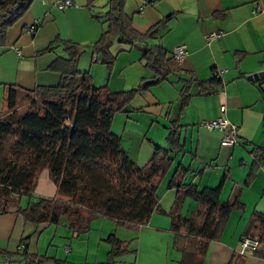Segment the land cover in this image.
Segmentation results:
<instances>
[{"label":"crops","instance_id":"1","mask_svg":"<svg viewBox=\"0 0 264 264\" xmlns=\"http://www.w3.org/2000/svg\"><path fill=\"white\" fill-rule=\"evenodd\" d=\"M59 1L63 0H32L25 13L8 27L5 41L0 42L2 94L6 84L28 89L55 84L59 72L51 65L56 57L65 55L58 39H70L85 45L77 58V68L88 70L97 86L123 90L136 86L143 77L151 75L140 59L143 45L127 46L118 42L114 50L115 61L109 72L101 61H94L90 44L99 37L102 29L101 23L92 15L97 0H71L69 5L56 6ZM125 10L140 31L171 14L166 28L158 36L148 39V44H161L171 55L173 45L182 42L186 44L187 54L181 62L170 61L176 70L160 81L167 80L165 86L176 90L175 99L167 101L165 106L166 101L161 102L160 97L150 90V85L131 98L127 112L114 114L112 132L120 137L128 157L143 165L154 144H166L162 138L172 122L178 119L179 140L184 150L175 153L172 161L175 166L179 162L189 165L191 171L186 174L185 181L202 188L215 187L223 179L220 200L228 201L238 196L243 205L231 210L219 238L208 242L202 264H264V236L259 238L256 249L239 252L241 238L253 237L251 231L245 235L252 213H264V156L256 160L259 151H252L254 146L264 148V74L256 79L247 77L264 71V0H127ZM34 22L36 29L30 33L28 28ZM211 31L222 33L206 39L205 35ZM52 43L54 48L45 51ZM133 48L136 51L131 53ZM214 68L223 69L220 84L199 92L197 81H192L186 87L189 93L187 102L181 104L184 91L181 74L204 80L212 76ZM171 74L176 75L175 81L169 79ZM221 104L225 106L226 118L238 126L233 144L221 143V131L198 125L203 119L218 116ZM133 111L147 112L145 121H149L148 126L140 124L141 119L131 113ZM162 113H165L163 122H157V115ZM154 122L162 125V131H150ZM167 174L156 188L161 211H153L147 223L124 232L114 220L104 217L112 220L106 234L103 231L106 226H103L95 249L92 251L88 241L83 256L69 246L65 247L63 258L40 254L42 230L49 223L36 225L23 219L18 207L28 201L29 197L24 198V195L19 201L9 202L6 210L0 213V246L9 252L19 251L20 239L29 236L26 251L45 257V264L52 258L72 264L105 263L109 245L104 238L113 232L121 239L128 235L133 240L129 245L130 252L115 257L116 262L179 264L181 252L172 244L169 214L176 190L165 181ZM34 194L56 195V186L47 169L39 173ZM195 208L196 202L185 197L179 210L181 214L189 215ZM50 241L51 238L48 243ZM48 252L49 248L45 254ZM0 264H25V261L20 255L5 257L0 254Z\"/></svg>","mask_w":264,"mask_h":264},{"label":"trees","instance_id":"2","mask_svg":"<svg viewBox=\"0 0 264 264\" xmlns=\"http://www.w3.org/2000/svg\"><path fill=\"white\" fill-rule=\"evenodd\" d=\"M31 2L0 0V42L5 41L8 27L25 13ZM125 3L126 0H106L101 6L104 9L92 13L102 29L90 48L93 60L105 63L110 69L115 57L110 50L114 40L127 46L143 43L140 59L151 75L143 77L141 83L117 91L106 85H95L88 70L77 68V58L85 45L58 39L65 55L56 57L51 65L59 72L55 84L36 85L31 89L4 85L0 109V213L9 202L19 201L26 195L28 201L18 207L24 220L36 225L64 224L73 235H78L88 231L91 219L98 215L136 229L147 223L153 211H161L156 188L172 163L173 155L184 150L179 140L178 119L168 129L166 144H154L143 165L128 157L120 137L111 130V122L114 114L128 111L133 96L176 70L170 64L172 56L161 44H148V39L166 28L171 14L140 31L134 27ZM54 46L50 44L45 51ZM180 78L184 82L181 104L187 102L186 87L192 81H197L199 92L220 84L213 73L204 80L191 74ZM252 151H259L256 160L264 156L261 146L252 147ZM43 169H47L55 184L56 195L34 194ZM189 171V165L179 162L168 180V186L176 190L169 210L170 230L173 247L181 252L179 264H202L208 242L219 238L231 210L243 205L238 196L220 200L223 179L215 187L199 188L185 181ZM185 197L196 202V208L189 215L179 210ZM250 231L257 240L264 236V213H252L245 235ZM28 239L29 236L20 239L19 251L9 252L0 246V254L20 255L25 264H45V257L26 251ZM104 239L109 245L107 261L86 264H113L115 257L129 251V241L113 232ZM51 260L52 264H72L57 258Z\"/></svg>","mask_w":264,"mask_h":264},{"label":"rangeland","instance_id":"3","mask_svg":"<svg viewBox=\"0 0 264 264\" xmlns=\"http://www.w3.org/2000/svg\"><path fill=\"white\" fill-rule=\"evenodd\" d=\"M105 2H106V0H97L95 2V4H97V3L98 4L95 5L94 9L95 10L104 9L105 7H101V6ZM125 7H126V3H125ZM117 45H119V43L116 40H114L112 42V44H111V47H110V50H111V52L114 55H115V52H114L115 46H117ZM135 45L136 46H141V45H143V43H136ZM135 51L136 50L134 48L132 50H130L131 53L135 52ZM114 61H115V57H114ZM114 61H113V64H114ZM100 64L105 66L106 70L108 72L111 70V68L113 66V64H112V66L109 69L105 63L100 62ZM181 76H186V74H181ZM169 79L175 81L176 80V75H172V74L169 75ZM166 83H168L167 80H166V82L164 81V82L156 83V84L150 86V90L155 92L157 94V96L160 97V101L161 102L162 101H166L165 106H167V103H168L167 101H171V100L173 101V99H175V97L177 96L176 90H174L172 88L168 89L165 86ZM131 87H133V86H129L127 88H131ZM127 88H125V89H127ZM168 95H169V97H168ZM170 96H171V99H170ZM0 109H2V93H1V91H0ZM163 111L165 112L164 109H163ZM131 113L139 116V119H141V121H139L140 124H146V126H148L149 121H145V119L148 116L147 112H145V111H143V112L133 111ZM157 116H159L157 122L162 123L164 118H165V113H162V115H157ZM150 118L151 119H155L154 116H151ZM150 131H154V132L162 131V125L160 124V126H158V125H156V122H154V124L151 127ZM167 132H168V130H167ZM167 132L165 133V135L162 138L164 143H166V134H167ZM174 166H175V162L172 161V163L168 167V170L166 171V173H168L167 174L168 176L165 179L166 182L168 181V178L171 175ZM26 197L27 196L24 195V198H26ZM111 221L112 220H108L107 218H104L102 216H96V217L91 219L89 230L86 231V232L78 234V236H76V234L73 235L71 229L67 225L49 223V224L45 225L43 227V230H42L43 233H42L41 239H40L42 247L40 248V250H41L40 254L63 258L64 253H65V247L69 246V247H71L73 249L74 252H76V254H78L80 256H83L84 255V251H85L84 249H85V246L87 245L88 241H89V244H90V248H92V251H93L95 249L96 239L98 238L102 227L106 226L105 229L103 230L104 233L106 234V230H107L106 228L108 227V224ZM119 229H120V231L124 232V231H132L133 228H127L125 226H121L120 225ZM55 230H56V232H55ZM125 237L126 238L124 240L129 241V243L131 244L133 240L130 239L128 235H125ZM49 238H51V241H50L51 243H48L49 242ZM42 241H43V243H42ZM157 245H159V243H157ZM47 248H49V252L47 254H45ZM129 252L130 251H128V252H126L124 254H128ZM124 254H122V255H124ZM51 263H52V261H50V260H47V262H46V264H51Z\"/></svg>","mask_w":264,"mask_h":264},{"label":"built area","instance_id":"4","mask_svg":"<svg viewBox=\"0 0 264 264\" xmlns=\"http://www.w3.org/2000/svg\"><path fill=\"white\" fill-rule=\"evenodd\" d=\"M71 0H63L56 3V6L69 5ZM36 22H34L28 28V32L33 33L36 29ZM222 31H211L205 35L206 39L216 38L221 35ZM187 54L185 43H176L171 49V56L174 62H181ZM223 69L214 68L212 70L213 75L220 79ZM225 106L220 105V114L214 118L203 119L199 122L200 127H204L211 130H219L222 132L221 143L222 144H233L236 141L238 126L230 122L225 114ZM258 247V240L254 237L245 236L240 240V253L245 251L254 250ZM113 264H130L129 262L121 263L116 262Z\"/></svg>","mask_w":264,"mask_h":264},{"label":"water","instance_id":"5","mask_svg":"<svg viewBox=\"0 0 264 264\" xmlns=\"http://www.w3.org/2000/svg\"><path fill=\"white\" fill-rule=\"evenodd\" d=\"M264 74V71L255 72L252 74L247 75L249 79H256Z\"/></svg>","mask_w":264,"mask_h":264}]
</instances>
